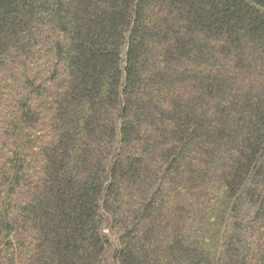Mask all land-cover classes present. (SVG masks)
<instances>
[{
	"label": "trees",
	"instance_id": "obj_1",
	"mask_svg": "<svg viewBox=\"0 0 264 264\" xmlns=\"http://www.w3.org/2000/svg\"><path fill=\"white\" fill-rule=\"evenodd\" d=\"M0 264H264V0H0Z\"/></svg>",
	"mask_w": 264,
	"mask_h": 264
}]
</instances>
